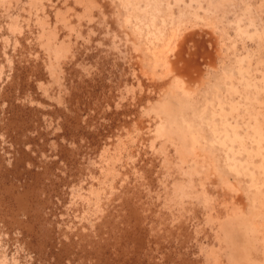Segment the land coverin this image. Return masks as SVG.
Listing matches in <instances>:
<instances>
[{
    "label": "rangeland",
    "instance_id": "rangeland-1",
    "mask_svg": "<svg viewBox=\"0 0 264 264\" xmlns=\"http://www.w3.org/2000/svg\"><path fill=\"white\" fill-rule=\"evenodd\" d=\"M0 264H264V0H0Z\"/></svg>",
    "mask_w": 264,
    "mask_h": 264
}]
</instances>
